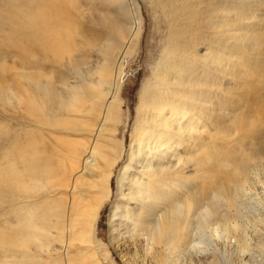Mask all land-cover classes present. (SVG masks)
I'll use <instances>...</instances> for the list:
<instances>
[{
	"label": "rangeland",
	"instance_id": "1",
	"mask_svg": "<svg viewBox=\"0 0 264 264\" xmlns=\"http://www.w3.org/2000/svg\"><path fill=\"white\" fill-rule=\"evenodd\" d=\"M80 1L87 4V0ZM123 1L127 13L129 12L128 27L134 34L128 42L122 62H114L117 66L113 65V69L117 70L120 66L118 72L122 81L118 98L110 101L106 95L94 97L88 94L84 101L77 102L74 106H77L76 113L79 110V115L70 116L67 111H61L62 114L56 110L53 112L55 115L52 113L40 119L31 113L27 102L31 81L38 79L43 83L61 86L63 75L67 72L65 65H71V59L74 60L77 56H90L92 50L85 48L84 42L95 41V38L82 35L85 26L76 23L75 17L80 16L72 11L70 22L66 17L63 18L55 34L51 35H55L54 40L51 38L54 42L50 41L48 44V40L35 38L32 34L33 27L27 23L32 3L42 6L43 0H0V233H10L13 230L14 223L25 216L21 208L27 202H44V205L40 203L34 211L41 214L45 210L52 211V221L56 220L53 215L56 211L55 204H61L60 211H67L65 213L68 214V206L72 203V187H67V184L74 178L71 172L80 153L78 150H81L78 146L92 142L96 127L100 125L99 117L107 118L98 137L99 145L102 144V148L110 154L115 153L113 148L124 146L123 158L113 169L111 196L98 217L97 237L104 245L83 242L74 236L75 229H66L65 240L62 241L64 236L57 240L56 228L50 227L53 238L31 245L35 254L33 263L27 259L19 261L17 256L11 254L16 251L20 255L27 248L20 249L19 246L10 245L11 250L9 245L3 244L0 245V263L128 264L126 258H130L128 253L134 248H130L122 240L114 241L110 233V216L118 186L117 175L127 162L131 130L142 110L140 93L144 87L149 88L153 84L165 54L166 57H173L176 62L185 58L186 63L196 67L195 71L202 69L199 71L200 78L212 75L211 83L215 82L212 91H215L216 96L214 95L211 104L208 141L213 157L222 150H230L239 157L250 156L251 164L247 175L241 176L245 190L239 195L240 216L236 215V210L229 209L224 204L228 199L226 191L223 192L221 201L214 198L216 206L209 199L203 200L202 208L209 206V209H215L216 212L208 219L206 230L208 236L209 233L213 236L212 240L197 233L192 236V240L201 237L204 243L196 251L188 249L179 260L151 262L140 251L135 263L132 260L130 263L241 264L242 259L249 258L254 263L264 243V0H250L244 10L235 8V0ZM92 2L99 13H102L100 15L122 19L112 1ZM64 8L68 12V8ZM65 23L69 26L65 27ZM61 25L64 26L60 27ZM95 30V37L102 40L105 30L100 25ZM66 33L70 35L67 38L63 37ZM100 43L101 41L98 44ZM61 46L65 48L64 51ZM207 49L211 51V55L202 57L201 53ZM221 49L223 52L225 50L224 60L220 64L215 63L213 53ZM97 56L95 54L93 57ZM167 62H171L170 58ZM200 152L195 155L197 160L205 161L209 158ZM48 164H51L54 172L51 173L53 177L44 179L48 180L46 187L42 181L38 185L39 191L33 193L32 199L21 198L23 193L16 191L18 180L13 169L24 170L32 165L43 168ZM207 165L208 170H212L205 181L200 178L194 180L195 193L203 192L207 180L212 174L217 175L216 166ZM11 171L13 173L10 175ZM85 182V189L90 190L87 185L91 183L90 179ZM37 199L40 201L37 202ZM198 221L196 217L194 222ZM234 224H239L240 228L236 229V235L232 226ZM241 236L247 239L251 252H241L237 245ZM38 247L44 250H39ZM67 251L69 257L65 254Z\"/></svg>",
	"mask_w": 264,
	"mask_h": 264
},
{
	"label": "bare ground",
	"instance_id": "2",
	"mask_svg": "<svg viewBox=\"0 0 264 264\" xmlns=\"http://www.w3.org/2000/svg\"><path fill=\"white\" fill-rule=\"evenodd\" d=\"M43 1L42 6L32 3L27 17V23L33 27L32 34L35 38L48 40L47 43L50 44L55 36L51 35L55 34L63 18L66 17L69 21L70 12L74 11L80 16V18L75 17L76 23L85 26L82 35L93 36L96 43L85 41L84 47L90 48L92 54L77 56L74 60L71 59V65H65L67 72L63 75L61 86L43 83L38 79L31 81V88L27 91L29 93L27 102L31 113L40 119L56 110L67 111L70 116H77L80 112L78 110L76 113L77 106L75 108L74 106L77 102L84 101L88 94L94 97L106 95L110 101L117 99L122 80L118 72L120 66L117 70L113 69V65L114 62L118 64L124 57L125 50L129 46L128 42L134 34L127 24L129 12L127 13L124 1L110 0L116 4L121 20L117 17L100 15L102 13L95 8L92 0H87V4H82L80 0ZM249 1L235 0L234 6L236 9L244 10ZM64 7L68 8V12ZM99 25L106 32L102 40L95 37V29ZM62 26L64 25L60 27ZM67 26L69 25L65 23V27ZM67 36L70 35L66 33L63 37L67 38ZM100 41L101 43L98 44ZM62 49L64 51L65 48ZM223 49L219 51L220 53H213L212 58L215 63L220 64L224 60ZM95 54L98 56L93 57ZM210 55L211 51L208 49L201 53L202 57ZM92 57L93 59L89 61ZM164 58V61L160 62L162 64L157 70L153 84L149 88L144 87L140 93L142 110L131 130L127 162L117 175L118 186L115 205L110 216V233L114 241L122 240L130 248H134L128 253L130 258H126L128 264H132L131 260L135 263L140 251L143 252V257L151 262H172L179 260L188 249L196 251L204 243L201 237L212 240L213 236H210V233L208 236L206 230L208 219L216 212L215 209H209V206L202 208L203 200L209 199V202H213L216 206V201H221L220 198L226 191L228 199L224 204L229 209L236 210V215L240 216L239 195L244 189L241 176L247 175L251 164L250 156L239 157L236 152L230 150H222L214 157L211 153L208 134L212 115L211 104L214 95L216 96L215 91H212V87L215 86L213 84L215 82L211 83L212 75L208 74L200 78L199 73L202 69H199L200 72L195 71L196 67L186 63L185 58H180L179 62L173 57H166V54ZM169 58L171 62H167ZM99 118L100 125L96 127L97 131L94 132L92 142L78 146L81 150L77 147L80 153L78 157L76 154L77 161L71 172L74 178L67 184V187H72V194L69 193L72 203L70 202V207L68 206L70 208L68 214L67 211L63 212L65 215L62 210L60 211L61 204H55L56 211L53 215L56 216V220L52 221V211L45 210L42 214L34 211L41 202L38 204L27 202L25 205L22 203L24 206L21 204V210L24 211L21 212H24L25 216L14 223L10 233H0V245H9V248L10 245H15L21 247L20 249H28H23L20 255L13 249L15 253L11 252V254L17 256L19 261L34 260L35 254L31 245L40 240L53 238L50 227L56 228L57 240L63 238L66 229H75L74 236L79 237L83 242L104 245L97 237L98 217L103 205L111 196L113 169L123 158L124 146H120L119 149L113 148L115 153L110 154L102 148V144L99 145L98 137L107 120L104 116ZM199 151L209 158L205 161L197 160L195 155ZM207 164L216 166L217 175L212 174L207 180L203 192L195 193L194 180L200 178L205 181L212 170H208ZM50 165L43 168L32 165L24 170L13 169L14 176L18 180L15 185L16 191L23 193L21 198L32 199L33 193L39 189L38 185L40 186L42 181L45 185L48 180L44 179L50 178L51 173L54 172ZM12 173L11 171L10 175ZM89 179L91 183L87 185L91 189L87 190L84 182L86 180L88 182ZM214 198L217 200L214 201ZM38 199L37 202L40 201ZM196 217L199 219L198 222H194ZM232 226L234 231L240 229L239 224ZM197 233L202 235L200 239L192 240V236ZM64 240L65 236L62 241ZM238 243L241 252L245 254L247 251L251 252L245 237L241 236ZM259 252V257L253 259L254 263L249 258L242 259L241 264H264V243ZM65 254L67 257L70 256L68 251ZM106 255L108 257V253Z\"/></svg>",
	"mask_w": 264,
	"mask_h": 264
}]
</instances>
